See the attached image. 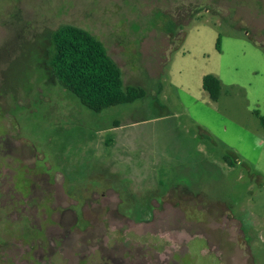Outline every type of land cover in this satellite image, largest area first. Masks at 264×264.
<instances>
[{
    "label": "rangeland",
    "instance_id": "374dc122",
    "mask_svg": "<svg viewBox=\"0 0 264 264\" xmlns=\"http://www.w3.org/2000/svg\"><path fill=\"white\" fill-rule=\"evenodd\" d=\"M65 23L142 96L94 112L59 85ZM256 112L264 0H0V264H264Z\"/></svg>",
    "mask_w": 264,
    "mask_h": 264
},
{
    "label": "trees",
    "instance_id": "16d2710c",
    "mask_svg": "<svg viewBox=\"0 0 264 264\" xmlns=\"http://www.w3.org/2000/svg\"><path fill=\"white\" fill-rule=\"evenodd\" d=\"M48 67L59 85L94 112L131 102L142 96L140 88L123 90L121 71L107 53L105 45L86 29L65 23L50 35ZM220 81L212 75L202 77V90L212 101L220 94ZM264 127V116L256 112Z\"/></svg>",
    "mask_w": 264,
    "mask_h": 264
},
{
    "label": "crops",
    "instance_id": "0c3cea01",
    "mask_svg": "<svg viewBox=\"0 0 264 264\" xmlns=\"http://www.w3.org/2000/svg\"><path fill=\"white\" fill-rule=\"evenodd\" d=\"M234 157H235V155H234ZM235 159H237V157H235ZM228 165H233V163H232V162H230Z\"/></svg>",
    "mask_w": 264,
    "mask_h": 264
}]
</instances>
